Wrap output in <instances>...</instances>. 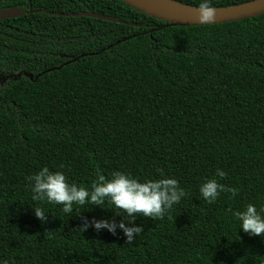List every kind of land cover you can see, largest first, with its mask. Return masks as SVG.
Here are the masks:
<instances>
[{
	"label": "trees",
	"instance_id": "16d2710c",
	"mask_svg": "<svg viewBox=\"0 0 264 264\" xmlns=\"http://www.w3.org/2000/svg\"><path fill=\"white\" fill-rule=\"evenodd\" d=\"M13 8L28 14L0 21V261L264 264V236L239 230L232 216L264 206V15L173 27L120 0H0V11ZM82 13L116 22L74 16ZM42 167L89 189L115 171L141 182L171 177L186 194L162 218L138 214L144 231L125 243L119 228L90 226L122 219L107 202L65 214L33 201L27 177ZM207 179L238 194L207 203Z\"/></svg>",
	"mask_w": 264,
	"mask_h": 264
},
{
	"label": "clouds",
	"instance_id": "9594fccd",
	"mask_svg": "<svg viewBox=\"0 0 264 264\" xmlns=\"http://www.w3.org/2000/svg\"><path fill=\"white\" fill-rule=\"evenodd\" d=\"M197 13L201 23L211 22L216 17L211 0H200ZM225 175L222 169H216V177L223 178ZM27 181L33 201L61 205V211L65 214L73 212L74 204L100 206L107 202L112 205L117 210L115 214L122 217L119 222L114 219H93L90 226L97 231L106 229L112 234L119 228L126 238L125 243H131L136 235L144 231L142 225L135 223L138 214L151 219L162 218L186 194L174 178L162 177L141 182L120 171L113 172L111 179L100 175L90 189L75 182L69 183L63 172L51 171L48 167L40 168L28 176ZM222 191L230 192L233 196L238 194L237 188L220 184L217 179H207L199 186V193L207 203H213ZM31 207L41 222L48 219L43 207ZM232 216L239 222V230L248 235L264 236V206L258 210L249 203L242 210L232 212ZM88 227L89 223H85L81 228L84 231ZM0 264H9V261L2 260Z\"/></svg>",
	"mask_w": 264,
	"mask_h": 264
},
{
	"label": "water",
	"instance_id": "95a60500",
	"mask_svg": "<svg viewBox=\"0 0 264 264\" xmlns=\"http://www.w3.org/2000/svg\"><path fill=\"white\" fill-rule=\"evenodd\" d=\"M138 13L169 23L173 27H203L212 25H223L256 18L264 15V0H255L246 4L225 8H214L216 17L213 21L201 23L197 19V8L184 5L174 0H120ZM48 14L47 12H43ZM28 13L23 9L13 8L0 11V21L22 17ZM75 17H89L98 20L116 22L114 19L94 13H82ZM19 77H14L17 80ZM13 77L4 78V81ZM31 80L34 77L29 76Z\"/></svg>",
	"mask_w": 264,
	"mask_h": 264
}]
</instances>
